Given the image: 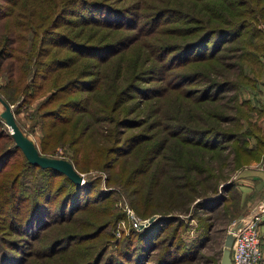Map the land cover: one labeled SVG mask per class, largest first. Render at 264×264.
<instances>
[{"label":"rangeland","instance_id":"rangeland-1","mask_svg":"<svg viewBox=\"0 0 264 264\" xmlns=\"http://www.w3.org/2000/svg\"><path fill=\"white\" fill-rule=\"evenodd\" d=\"M166 2L0 0V96L40 153L68 158L84 178L79 207L72 214L62 212L59 218L65 219L51 221L37 238L19 233L17 221L34 206L31 189L60 184L53 187L56 198L48 203L53 213L66 187L61 174L26 161L0 117V205L8 201L0 213V264H219L229 225L239 221L241 226L256 207L262 209L258 223L264 222V21L254 19L249 31L224 41L223 54L214 62L221 63L225 72L217 77L226 78L230 88H211L209 94L218 96L211 106L226 111L218 122L235 127L237 134L222 141L223 146L214 141L222 155L211 161L202 148L213 141L208 135L189 137L187 132L190 141L200 143L196 148L184 143V129L171 135L176 121L188 127L199 122L193 116L204 115L201 109L194 112L188 100L198 93L187 94L213 72L204 60L182 65L173 58L170 68L161 66L157 57L163 36L157 31L180 25L166 9L151 20L153 11ZM91 7L94 13L83 12ZM105 41L122 47L103 51L82 44ZM210 50L202 44L192 51ZM104 52L107 57L101 62ZM207 66L198 77L194 69ZM161 72L170 76V85L179 87L158 96L165 85ZM182 72H193L196 78L174 84ZM140 85L159 87L146 90ZM143 93L151 98L144 99ZM139 102L142 105L122 122V113ZM101 105L104 110L98 111ZM86 106L88 111L81 112ZM227 113L235 116L232 122ZM147 117L146 124H134ZM157 121L158 128H151ZM115 134L120 142L111 147ZM128 134L127 139L152 138L120 153ZM161 141L163 147L150 163L149 154ZM5 150L9 154L2 156ZM193 155L198 166L189 168ZM206 198L215 202H203ZM260 228L255 264L264 256ZM54 238H59L54 242L58 246L50 248Z\"/></svg>","mask_w":264,"mask_h":264},{"label":"trees","instance_id":"trees-1","mask_svg":"<svg viewBox=\"0 0 264 264\" xmlns=\"http://www.w3.org/2000/svg\"><path fill=\"white\" fill-rule=\"evenodd\" d=\"M171 4V5H170ZM166 7L164 8H158L157 10L153 11V19L151 20L154 22L157 18H160L161 16L164 15L163 10H169V15L171 16V20H174L176 22H180V25H171L169 27H163V29L157 31V33L162 34L163 38L161 39L163 42V46H161L160 55L161 57H157V60L162 62L161 66L170 68L173 64L174 61L172 60L173 58H176L179 63L182 62V65L191 63L192 61L194 62H199L201 60H204L206 64L210 65L212 67L211 71L213 74L206 76L203 87L199 88H189L188 96H191L194 92H197L198 95L194 97V99H188L189 102L194 104L196 110L201 109V113L203 114L198 115V116H193L195 120H198L199 122H195V125H191L186 127V124L183 122H177L175 123V127H177L175 130H173L171 133L172 134H177L179 133L178 128L184 129L185 135H181V138L183 139L184 143L188 144L192 148H196L198 146L197 142H192L188 139L187 132L191 133L189 137L193 134H205L208 135L210 139L213 141H210L206 143L205 145H202L204 150L209 151V159L213 161V159L217 156H221L222 154L219 153L220 148L216 149L218 146H223L221 143L224 140H233L236 139V134L237 131L235 127H229V126H224L220 122H218V119L224 120V117H222L223 114L226 113V111H223V109H220L218 107H212L211 105L215 104L216 98H218L217 95L212 96V94H209V91L211 88H216L217 91L225 90L228 87L227 85V79L226 78H221L217 76H221L225 70L221 67V63L218 61L216 64L214 62L217 60V58L223 54L222 49H225L224 41L226 40H231L233 38H237L239 36H242L245 30L249 31L250 28L253 27L252 23L253 20L257 18H261L264 21V0H174V3L171 2V0H167L166 2ZM65 8H63L64 10ZM94 10H97L94 9ZM54 12V11H53ZM52 12V13H53ZM84 13L87 12H93V8L91 7L90 9H87L86 11H83ZM82 12V14H84ZM51 13V15H52ZM88 14V13H87ZM47 16H50L48 14ZM85 15H83L84 17ZM40 20V17H38ZM39 27L42 25V21H38ZM52 24V22H51ZM110 25V24H108ZM53 26V25H52ZM55 26V25H54ZM115 26V25H114ZM43 30L46 29V25L42 27ZM153 30V29H152ZM156 30V29H155ZM154 30V31H155ZM132 40V39H129ZM126 41L123 43V46L126 45V43L130 41ZM85 49L87 48H92L94 50L97 49H103L108 50L109 48H113L114 51L120 49L122 46V43H117L113 41H105L102 44L94 45V44H84ZM206 45L209 46V49H211L208 54L202 53H196L199 51H192L197 48V46L200 45ZM220 50V51H219ZM187 51L189 53H187ZM219 51V52H218ZM195 52V53H194ZM3 54L2 51H0ZM104 52L101 55H99V58L101 59V62H103L106 59V55ZM158 53V52H157ZM166 56L167 54H169ZM195 54H199L194 56ZM152 56V52L149 54V56ZM182 56V57H180ZM194 56V57H193ZM165 59V61H163ZM237 64L235 63V66ZM148 67H145L144 69L147 70ZM159 68V67H158ZM208 68V66L205 69H194L196 71L197 76L205 75L204 71ZM144 69H136L135 72L138 73H143ZM160 70V68H159ZM192 71V70H191ZM190 71V72H191ZM190 72H182V74H177V81L174 82H184V81H191L194 78H196V75L189 74ZM162 80H165V85L163 86V90L158 94V96H162L164 93L170 92L168 91L169 88L171 90L177 89L179 86L178 85H170V76H167L166 74H163L161 72ZM143 79V80H147ZM159 87V85H156ZM156 86L153 87H147L145 85H140L139 88H145L146 90H151L155 88ZM121 90H119L120 92ZM171 93V92H170ZM145 95L144 99L146 98H151L150 95L147 93H143ZM157 94V93H155ZM142 104L136 103L131 109H128L127 111L122 113V122H126L130 116V114L134 111V109L138 106H141ZM132 105L127 106V108H130ZM81 112H87L88 107H81ZM104 107L101 105L98 109V111H103ZM99 116V113H97ZM229 117L227 118L230 120L229 122H232L235 118L234 115H231L230 113H227ZM104 115L101 117H98V120H101ZM149 119L147 117L146 119L140 118L137 122L134 123L135 125L139 124H146ZM158 121L155 122L154 124H151V128H158ZM127 126H132L130 124H125ZM89 127V125L87 126ZM156 134V132L154 133ZM9 136L11 134L9 133ZM130 136L125 135L124 138L125 142L128 141L127 145L125 146L124 151H120V153H127L132 149L136 148V146L143 140L150 139L152 136L150 135L149 137L145 136H133L127 139V137ZM163 136V135H161ZM204 136V135H203ZM12 137V136H11ZM113 142L110 143L111 147H115L118 142H120V137L118 134H115L114 136L112 135ZM163 138V143L164 139ZM13 139V138H12ZM127 139V140H126ZM220 140V143L218 146H216V143L214 141ZM14 141V140H13ZM162 141L158 143L150 152L149 154V161L150 163L154 159V155L158 153L160 149H162L163 144ZM15 148H19L18 146L14 145ZM119 146V145H118ZM159 146V147H158ZM20 149V148H19ZM244 149V148H243ZM126 150V151H125ZM2 152V156L5 154H9V152ZM11 151V149H10ZM201 149L196 151V154L200 153ZM22 152V151H21ZM23 154V153H22ZM148 154V153H147ZM195 155V154H194ZM192 156L190 159H188L189 164L188 167L192 166H198L197 164V155ZM24 156V155H23ZM148 156V155H147ZM145 156V158L147 157ZM25 158V156H24ZM26 159V158H25ZM26 161L32 165V166H38L41 169L45 170V172H49L51 174H61L62 179H63V185H65V193L61 196V198L57 197L56 201V209L52 213V206L48 204L50 200L56 198L54 197L53 192V187L54 189L59 188L60 184H57L56 186L52 187V184L50 183H45L44 186L39 187V188H33L31 189V197H32V205L28 206V209H26L25 215L22 216L21 221H17L16 225L18 226L19 233H26L33 238H37L40 235V232L46 228V226L51 222H57L61 223L60 221H63L65 218H59L62 217L65 210L67 211V214L73 213V210L77 209L79 207L78 205V198H79V190L84 184H77L74 181H72L68 176H66L63 172L57 171L51 167H42L38 164H33L30 163L27 159ZM208 164V163H207ZM159 165V164H158ZM160 166H158L159 168ZM164 173V171H162ZM10 181V184L13 185L15 184V181L12 182ZM86 184V183H85ZM223 186L227 187L228 183H225ZM9 188V185H8ZM28 194V193H27ZM29 196V194H28ZM208 198L204 199L206 201ZM213 202H215V199H210ZM206 201V202H212V201ZM6 202V203H5ZM5 205H0V213H4L6 210V205L8 203L7 200L4 201ZM5 206V207H4ZM57 216V217H56ZM52 219V220H51ZM60 220V221H59ZM161 220V219H160ZM21 227V228H20ZM61 238V237H59ZM59 238H54L50 241L49 245L51 246L50 248H55L57 247L58 243L56 240H59ZM124 264H127L124 262ZM129 264H138L135 262L129 263ZM257 264H264V256L260 257L259 261Z\"/></svg>","mask_w":264,"mask_h":264},{"label":"water","instance_id":"water-1","mask_svg":"<svg viewBox=\"0 0 264 264\" xmlns=\"http://www.w3.org/2000/svg\"><path fill=\"white\" fill-rule=\"evenodd\" d=\"M0 102L3 105V108L0 110V117L10 128L9 133L14 140V145L20 148L23 155L30 163L38 164L42 167H51L57 171L63 172L77 184H80L82 181H84L82 174L74 168L72 162L68 158L40 153L34 142L20 129L16 123L9 103L6 102L1 96ZM139 224L142 223L140 222ZM239 226V221H236L234 224L228 226L223 238V248L219 264H233L230 259L229 250L232 244L234 232Z\"/></svg>","mask_w":264,"mask_h":264},{"label":"built area","instance_id":"built-area-1","mask_svg":"<svg viewBox=\"0 0 264 264\" xmlns=\"http://www.w3.org/2000/svg\"><path fill=\"white\" fill-rule=\"evenodd\" d=\"M261 212L262 209L259 207L251 210L244 217L242 225L234 232L229 254L233 264H255L257 262L259 256L258 220Z\"/></svg>","mask_w":264,"mask_h":264},{"label":"crops","instance_id":"crops-1","mask_svg":"<svg viewBox=\"0 0 264 264\" xmlns=\"http://www.w3.org/2000/svg\"><path fill=\"white\" fill-rule=\"evenodd\" d=\"M260 227H261V228H260ZM259 228L261 229V232H262V230H264V222L261 223V224H259Z\"/></svg>","mask_w":264,"mask_h":264}]
</instances>
